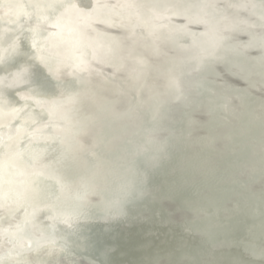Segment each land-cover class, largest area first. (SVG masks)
<instances>
[{
  "label": "bare ground",
  "instance_id": "1",
  "mask_svg": "<svg viewBox=\"0 0 264 264\" xmlns=\"http://www.w3.org/2000/svg\"><path fill=\"white\" fill-rule=\"evenodd\" d=\"M0 264H264V0H0Z\"/></svg>",
  "mask_w": 264,
  "mask_h": 264
},
{
  "label": "snow or ice",
  "instance_id": "2",
  "mask_svg": "<svg viewBox=\"0 0 264 264\" xmlns=\"http://www.w3.org/2000/svg\"><path fill=\"white\" fill-rule=\"evenodd\" d=\"M13 66H15V65H13ZM36 71H37L36 69L33 70V75H36Z\"/></svg>",
  "mask_w": 264,
  "mask_h": 264
}]
</instances>
